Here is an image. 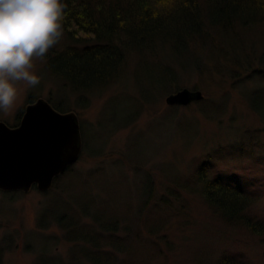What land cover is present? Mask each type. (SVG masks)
I'll return each instance as SVG.
<instances>
[{"label":"rangeland","instance_id":"rangeland-1","mask_svg":"<svg viewBox=\"0 0 264 264\" xmlns=\"http://www.w3.org/2000/svg\"><path fill=\"white\" fill-rule=\"evenodd\" d=\"M239 35L225 37V50L251 53L253 67H263L264 25ZM201 50L195 69L175 65L177 80L147 97L140 85L152 79L135 54L118 81L85 97L32 58L39 83L14 82L16 96L0 120L14 126L30 97L51 99L78 114L84 148L49 191H0V264H91L85 253L93 248L69 231L80 235L79 221L94 229L93 219L121 221L117 234L127 248L115 252L119 264H218L224 253L264 264V78L233 77L229 52ZM184 87L204 98L167 104ZM206 166L208 177L238 180L254 196L249 214L260 226L228 223L209 207L197 182Z\"/></svg>","mask_w":264,"mask_h":264},{"label":"trees","instance_id":"trees-1","mask_svg":"<svg viewBox=\"0 0 264 264\" xmlns=\"http://www.w3.org/2000/svg\"><path fill=\"white\" fill-rule=\"evenodd\" d=\"M61 3L65 6L62 35L42 59L50 74L79 97L102 91L118 81L133 54L143 62L146 75L150 74L152 79L140 85L142 94L147 97L156 88L165 90L179 77L177 67L195 69L201 49L207 48L222 57L229 41L225 37L238 38L240 32L264 25V0H61ZM226 52L235 61L228 63L237 66L231 67L235 70L233 77L247 72V76L264 78V66L253 67L251 53L241 51L245 57L239 58L232 50ZM162 57L172 62H163ZM155 59L158 63L153 66L151 62ZM259 94L260 90L253 91L250 102ZM49 100L58 110L69 111ZM207 168L200 170L197 182L209 207L228 223L249 229L260 226L261 222H253L249 214L254 196L235 179L225 182L219 177H208ZM119 222L93 219L96 226L91 229L79 221L85 228L81 226L80 235L69 231L70 239L83 240L93 248L85 253L91 264H119L115 252L126 247L117 234ZM124 231L130 229L125 226ZM218 264L245 263L224 253Z\"/></svg>","mask_w":264,"mask_h":264},{"label":"water","instance_id":"water-1","mask_svg":"<svg viewBox=\"0 0 264 264\" xmlns=\"http://www.w3.org/2000/svg\"><path fill=\"white\" fill-rule=\"evenodd\" d=\"M201 90L184 87L166 97L169 105L202 100ZM83 151L79 116L60 112L45 98L26 107L17 127L0 121V189L29 192L34 183L41 191L73 165Z\"/></svg>","mask_w":264,"mask_h":264},{"label":"clouds","instance_id":"clouds-1","mask_svg":"<svg viewBox=\"0 0 264 264\" xmlns=\"http://www.w3.org/2000/svg\"><path fill=\"white\" fill-rule=\"evenodd\" d=\"M64 7L61 0H0V109L12 106L14 82L39 83L32 58L58 43Z\"/></svg>","mask_w":264,"mask_h":264},{"label":"flooded vegetation","instance_id":"flooded-vegetation-1","mask_svg":"<svg viewBox=\"0 0 264 264\" xmlns=\"http://www.w3.org/2000/svg\"><path fill=\"white\" fill-rule=\"evenodd\" d=\"M23 115V114H22ZM21 119H22V116H21V118L19 119V121H18V123L16 124V125H18L19 123H20V121H21ZM16 125H14V126H16ZM11 126V125H10ZM12 127V126H11Z\"/></svg>","mask_w":264,"mask_h":264}]
</instances>
